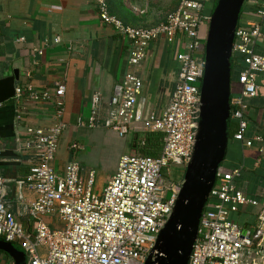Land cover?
<instances>
[{"label":"built area","instance_id":"2783aa9c","mask_svg":"<svg viewBox=\"0 0 264 264\" xmlns=\"http://www.w3.org/2000/svg\"><path fill=\"white\" fill-rule=\"evenodd\" d=\"M216 1L179 0L163 22L136 28L111 15L107 0H94L102 24L127 38L131 46L128 71L113 88L104 128L119 137L132 136V141L143 132L163 135L157 158L121 156L115 174L101 192L96 191L95 172L84 174L76 161L68 162L62 174L54 168L59 141L67 129L63 121L65 86L56 83L51 96L30 85H16L17 122L22 121V99L52 103L55 109L50 126L28 127L24 141H18L21 150L30 155L31 166L26 176L15 182L16 203L24 205V191L35 195L23 209L34 222L32 232L18 224L7 208L5 180L0 172V240L17 244L26 255V264H157L162 256L157 241L182 187L173 180L169 168L188 166L194 153L205 65L206 37L201 38V30L210 22ZM256 15L264 20V0L257 4ZM262 36L261 23L237 25L231 49V56L241 58L244 66L237 76L236 93L229 99V119L236 126L232 138L243 148H252L254 142L261 141L249 135L246 100L259 90L255 75L264 74V54L255 52ZM178 38L186 42L185 50L175 55L176 85L168 108L156 116L138 104L143 88L138 69L151 44L164 40L171 45ZM199 51L203 53L201 57H197ZM102 107L101 94L93 93L87 120L78 119L76 126L96 128ZM83 150L81 143L71 141L68 145L72 156ZM241 170L237 167L226 171L221 166L217 169L187 264H264L259 252L264 238V207L248 234L233 219L240 207L255 204L235 186ZM54 217L61 228L49 227L46 219ZM252 254L255 258L248 259Z\"/></svg>","mask_w":264,"mask_h":264},{"label":"crops","instance_id":"0c3cea01","mask_svg":"<svg viewBox=\"0 0 264 264\" xmlns=\"http://www.w3.org/2000/svg\"><path fill=\"white\" fill-rule=\"evenodd\" d=\"M178 1L107 0V3L110 14L123 24L148 28L163 22L167 14L175 10ZM261 1L245 0L238 19V25L244 27L261 23L263 36L255 46V52L260 55L264 54V20L257 17L256 9ZM207 33L205 24L201 38H205ZM185 42V39L178 38L171 45L164 40L151 44L138 69L143 83L138 104L156 116L162 115L168 108L178 74L175 55L185 50ZM130 52L129 40L110 26L102 24L94 0H0V79L3 73L16 69L20 74L17 86L30 85L34 90L48 92L51 96L56 83H62L66 89L63 121L67 129L60 138L54 161L57 173L62 174L66 164L72 160L80 166L86 165L84 160L89 159V153L85 152H91L95 142H107L110 130L102 129H105L103 123L109 109V98L114 86L123 80L128 71ZM202 55V51L197 53V57ZM229 65L231 95L236 93L237 76L244 66L237 56H231ZM255 82L259 90L255 97L246 100L247 120L249 135L260 137L261 141L254 142L252 148H243L232 138L236 126L229 119L230 130L227 131L229 135L222 166L226 171L242 168L240 178L234 182L235 186L255 202L240 207L233 217L244 234L253 230L264 207V74H256ZM95 92L103 98L99 125L92 129L78 128V119L86 121L89 116L90 98ZM17 107L15 101L13 105L0 106V172L5 180L4 201L7 208L14 214L18 224L32 232L34 222L23 209L35 199V195L24 191V205L16 203L15 182L23 179L31 166L30 155L21 150L18 141H24L28 127L50 126L55 109L52 103H32L22 99V121L17 122ZM113 135L127 139L129 150L121 156L130 155L133 137L129 140L128 137ZM86 140L89 141L88 145L85 144ZM71 141L83 144L85 152L72 156L68 151ZM119 159L107 174L98 177L97 192H101L115 174ZM86 166L91 167L88 170H94L92 166ZM46 222L51 229L62 227L55 217L46 219ZM17 248L20 249L18 245ZM259 252L264 262V238ZM0 256V264H13L1 252ZM253 258V254L248 256V259Z\"/></svg>","mask_w":264,"mask_h":264},{"label":"water","instance_id":"95a60500","mask_svg":"<svg viewBox=\"0 0 264 264\" xmlns=\"http://www.w3.org/2000/svg\"><path fill=\"white\" fill-rule=\"evenodd\" d=\"M244 1L217 0L211 14L204 50L196 144L174 211L157 241L162 254L157 264H187L217 169L226 156L231 86L229 59ZM19 75L16 69L3 73L0 106L14 104ZM0 252L13 264H26V255L13 243L0 240Z\"/></svg>","mask_w":264,"mask_h":264},{"label":"rangeland","instance_id":"374dc122","mask_svg":"<svg viewBox=\"0 0 264 264\" xmlns=\"http://www.w3.org/2000/svg\"><path fill=\"white\" fill-rule=\"evenodd\" d=\"M216 5H217V1L213 3L212 5L213 8L211 7L212 11L215 9ZM209 26H210V22L207 23V27ZM102 130L106 131V129H102ZM109 132H108V140L106 143L103 144L101 142H95L91 152H87V151L85 152V146L82 144L84 146V150L80 151L81 153L85 152V154L89 153V159H85L84 162L86 165L93 167L92 169H94L93 171L95 172L96 182H97L98 177H100L102 174H107L109 168L112 167V165L118 161L119 157L122 154L127 153L129 150V146L127 145L128 143L127 139H119L115 137L113 133H111L112 131H109ZM130 137L131 136H128L129 140H130ZM75 142H78V141H75ZM88 143L89 141L86 140L85 144L88 145ZM124 147L126 149H124ZM80 152H78L77 154H79ZM131 153H132V148H131L130 154ZM86 165H83L85 168L81 165V167H83L82 171L84 174L90 171L88 169H91V167H87ZM222 166H223V162L221 163V167ZM187 167L188 166L184 168H173V167L169 168V174L172 176L173 180L179 185L184 182Z\"/></svg>","mask_w":264,"mask_h":264},{"label":"trees","instance_id":"16d2710c","mask_svg":"<svg viewBox=\"0 0 264 264\" xmlns=\"http://www.w3.org/2000/svg\"><path fill=\"white\" fill-rule=\"evenodd\" d=\"M229 130H230V120L228 119L227 131L229 132ZM162 145H163V135L161 133L159 132L139 133L136 135V138L132 142V147H131L132 153L130 155L157 158L160 155Z\"/></svg>","mask_w":264,"mask_h":264}]
</instances>
